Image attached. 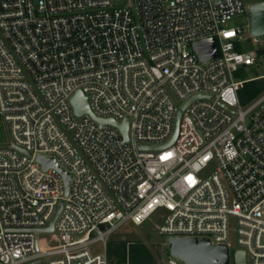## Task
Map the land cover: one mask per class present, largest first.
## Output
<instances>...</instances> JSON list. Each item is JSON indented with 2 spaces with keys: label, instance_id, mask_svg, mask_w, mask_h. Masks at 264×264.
Wrapping results in <instances>:
<instances>
[{
  "label": "built area",
  "instance_id": "2783aa9c",
  "mask_svg": "<svg viewBox=\"0 0 264 264\" xmlns=\"http://www.w3.org/2000/svg\"><path fill=\"white\" fill-rule=\"evenodd\" d=\"M252 5L0 0V125L12 139L0 142V264H110L112 235L154 215L161 235L229 251L236 235L249 264H264V92L247 105L239 97L264 78L239 76L264 62V36L243 52V27L229 25L247 16L251 29ZM208 39L219 57L201 62L194 44ZM78 92L95 117L129 118L128 140L77 115ZM40 157L70 174L67 194Z\"/></svg>",
  "mask_w": 264,
  "mask_h": 264
},
{
  "label": "water",
  "instance_id": "95a60500",
  "mask_svg": "<svg viewBox=\"0 0 264 264\" xmlns=\"http://www.w3.org/2000/svg\"><path fill=\"white\" fill-rule=\"evenodd\" d=\"M251 11V34L258 37L264 36V3L255 4L250 7ZM195 51L199 54L201 62H208L214 58L219 57L218 42L216 39H208L199 41L194 44ZM72 104L74 106L77 115L91 114L93 113L90 108L89 99L82 93L78 92L73 98ZM181 112L179 113L175 126V134L172 140L167 144L170 145L177 137L178 126ZM95 117V116H94ZM100 124L110 123L118 126L125 138L128 140V123L129 118L124 123L117 124L115 121H106L95 117ZM166 146V145H165ZM163 146H141L143 149H157ZM39 161L44 165L45 169L50 167L57 168L65 179L66 194L68 193V187L70 183V174L61 170L54 160H48L43 157L39 158ZM63 202H61L57 215L52 221L50 227L46 229V232H52L54 230V224L59 217ZM167 245L170 248L171 256L182 261L184 264H230L231 256L227 245L225 244H213L208 238L198 239L196 237H171L168 238ZM36 262L33 264H39ZM234 264H249L247 254L244 251H237L234 254Z\"/></svg>",
  "mask_w": 264,
  "mask_h": 264
},
{
  "label": "rangeland",
  "instance_id": "374dc122",
  "mask_svg": "<svg viewBox=\"0 0 264 264\" xmlns=\"http://www.w3.org/2000/svg\"><path fill=\"white\" fill-rule=\"evenodd\" d=\"M264 0H245V4L247 6L251 4L260 3ZM250 24V19L247 16H242L234 19L229 23L230 26H238L243 27L244 37L246 41L242 44L243 52L254 51L261 46V44H255L252 42V34L248 25ZM264 75V62L260 63L259 66L244 68L240 72L241 79H249L254 77H259ZM11 135L8 130L0 125V142L2 143H10ZM213 168V167H212ZM212 168H209L206 173L212 172ZM162 224V221L158 217V215L152 216L150 220H147L145 224L141 226H135L132 223L126 224L120 230H118L115 234L112 235L111 240L116 242H134L138 244H142L146 246L154 256L157 264H169L171 259H176L171 256L170 248L167 245L168 237L161 235L158 232L157 227ZM52 236L48 234H43L40 236L43 245L45 242L47 243ZM110 240V241H111ZM91 251L94 254H100L104 252V248L102 243H96L91 248ZM239 249V245L237 242L236 235H233L231 238V264H234V254ZM178 264H184L182 261L176 259ZM42 264H47V260H45Z\"/></svg>",
  "mask_w": 264,
  "mask_h": 264
},
{
  "label": "trees",
  "instance_id": "16d2710c",
  "mask_svg": "<svg viewBox=\"0 0 264 264\" xmlns=\"http://www.w3.org/2000/svg\"><path fill=\"white\" fill-rule=\"evenodd\" d=\"M264 54V48L259 51ZM264 92V78L248 82L239 92L243 105L255 100ZM110 264H157L151 251L144 245L134 242H116L111 240L108 244Z\"/></svg>",
  "mask_w": 264,
  "mask_h": 264
},
{
  "label": "crops",
  "instance_id": "0c3cea01",
  "mask_svg": "<svg viewBox=\"0 0 264 264\" xmlns=\"http://www.w3.org/2000/svg\"><path fill=\"white\" fill-rule=\"evenodd\" d=\"M111 263V262H110Z\"/></svg>",
  "mask_w": 264,
  "mask_h": 264
}]
</instances>
